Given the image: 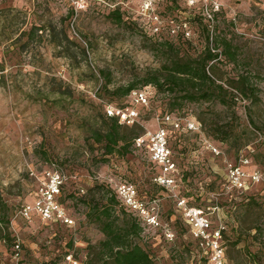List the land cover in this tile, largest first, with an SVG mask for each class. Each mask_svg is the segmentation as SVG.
Returning <instances> with one entry per match:
<instances>
[{
  "label": "rangeland",
  "instance_id": "374dc122",
  "mask_svg": "<svg viewBox=\"0 0 264 264\" xmlns=\"http://www.w3.org/2000/svg\"><path fill=\"white\" fill-rule=\"evenodd\" d=\"M146 5L161 20L156 33L147 12L143 14ZM113 7L121 12L119 23L107 15ZM169 19L175 34L167 31ZM182 24L187 36L179 31ZM35 27L40 30L34 32ZM206 32L211 47L214 38L217 44L221 39L229 41L234 57L219 53L213 62L227 103L209 100L174 107L189 113L173 117L178 127L183 129L185 120L194 127L181 131L179 140L172 139L168 146L177 172L185 171L187 176L181 180L175 173L173 186L157 185L153 179L160 170L143 151L110 155L100 162L101 150L90 143L89 134L103 126L102 104L114 106L120 100L107 90L158 69L169 55L157 44L159 40H169L178 57H195L206 46ZM99 71L109 80L105 90ZM238 75L254 88L256 101L231 87ZM168 99L169 95L158 93L147 107L136 106L141 132L169 125L154 117L159 114L156 109H173ZM208 142L218 151L216 156L206 149ZM239 158L247 160L240 169L257 170L262 183L245 192H251L253 203L231 209L221 193L228 192L227 166L237 164ZM52 168L67 179L76 173L82 189L75 196L65 194L63 205L72 225L57 230V237L51 236L49 227L36 221L28 225L15 217L20 204L34 199L44 172ZM121 180L134 186L136 198L155 218L154 225L146 224L130 210L141 228L132 243L152 264H211L189 232L178 206L182 200L185 208L200 207L195 209L208 219V233L221 228L227 264H264L259 240L264 237V0H0V204L21 245L16 264H60L63 242L69 239L73 257L100 264L97 244L103 235L85 220L87 209L78 200L99 199L100 193L89 189L99 184L114 189ZM208 182L211 186L204 188ZM185 187L192 191L188 194ZM243 196L235 198L241 201ZM124 214L116 203L112 215L117 217L116 225L121 227L131 216ZM254 229L256 233L261 229L259 235ZM0 264H14L1 244Z\"/></svg>",
  "mask_w": 264,
  "mask_h": 264
},
{
  "label": "trees",
  "instance_id": "16d2710c",
  "mask_svg": "<svg viewBox=\"0 0 264 264\" xmlns=\"http://www.w3.org/2000/svg\"><path fill=\"white\" fill-rule=\"evenodd\" d=\"M107 15L115 22H121V12H119L117 7L111 8ZM38 30H40V28L35 27L33 29L34 32ZM47 31L49 32V30ZM28 33L27 35H29ZM205 37L206 46H204L200 54L195 57H178L176 52H171L173 46L169 40H159L160 42H157V44L160 46L162 51L169 53V55H167V57L163 60L158 69L145 75L141 79L129 82L125 86H116L111 90H107L109 94H112L120 99L119 102L114 103V105H123L122 102L126 99V95L130 89L141 88L147 85L152 86L154 89V95H158V93L169 95L167 104L173 109H167L164 107L156 109L155 111H159V114L167 112L172 116H180L178 114H182V116L183 114L187 115L189 113L175 110L181 109V107L174 108L184 102L193 103L198 101L215 100L221 104L227 103V95L225 94L226 90L223 88L221 83L216 82V80L220 78L216 75L215 65L213 62L216 60L219 53H223L226 57H230L232 59L234 57V47L229 41H224L222 39L219 41L220 43L217 44L215 43L216 38H214V43L211 47L208 43L207 32ZM217 47H220L218 52L216 51ZM210 61L212 62L209 63ZM98 73L104 80L102 88L105 90L106 83H108L109 80L103 71H99ZM231 85V87L235 88L241 95H244L245 97L250 95L252 101L257 100L254 88L250 83H248L246 77L243 75H238L236 78L231 80ZM103 104L102 113L99 114V120L103 123V126L102 128L92 129L89 134L91 139L90 143L99 145V149L101 150V156L99 159L100 162H106V159L104 158L110 155H117L121 157L129 153L130 150L134 153L135 151H143L145 153V157L147 158V154L143 146H135L133 143L134 138L143 133V131L141 132V128L136 124L137 121L131 124H119L115 117L105 115L103 111ZM164 129L168 146L170 145L169 143L172 139L175 141L179 140L178 137L181 136V131L183 132L184 130H187L182 129L181 125L175 129L172 128L171 125H165ZM170 153L172 155V150H170ZM243 155V157H247L246 154ZM149 164L152 166L154 165L150 162ZM54 165L57 166L55 163ZM71 174L75 175L74 179H71L73 176ZM67 176L69 177L60 186L59 195L56 198L57 205L63 210L66 217L68 214L66 213L67 211L63 205V199L66 197L65 194H67L68 197H71L73 195H77L78 193H82L80 186L81 182L77 178L78 175L72 172ZM186 176L187 173L185 171L181 170L178 172L179 179L182 180ZM119 183L133 186L124 180L117 182V184ZM210 184V182L203 183V187L209 189L211 186ZM153 185L155 184L153 183ZM261 187L264 189V184H262ZM93 190L100 193L99 199L90 197L87 200L81 198L78 201L87 209L84 215L85 220L89 223L95 224L100 233L103 235V239L97 244V260H100V264H152L148 255L139 246L132 243L133 239H137L141 232V228L138 226V217L133 215V212L119 204L114 189L109 184L108 187H103L99 184L89 189L90 192ZM184 190L188 194L192 191V189H186V187ZM221 194H223L221 195L222 199L225 202L227 201L230 203L231 209H237L239 206L246 207L250 203H253V195L251 192L245 193L243 198L240 199L241 201H238V199L235 198L233 191H229L227 193L223 192ZM191 196L192 195L189 197ZM198 197L201 201H203V198L199 195L194 196L195 199ZM262 198L261 202L264 204V191L262 193ZM184 199L187 203L189 202V199H186L185 197ZM116 203H118L122 211L127 214H124L125 217H129L130 215L133 216H130L131 218H125L121 227L115 224L117 217L112 216L113 206L116 205ZM195 208L200 207L195 206ZM9 223L10 221L0 204V244L4 247L5 252H8L10 256L12 254L14 236L8 230ZM40 227L51 228L52 237H57V230L68 228L66 225L60 223H50L46 226L40 224ZM253 232L256 233L255 229ZM260 232L261 229H258L256 234L259 235ZM221 235H223V232H221ZM62 240H64L63 237ZM259 240L261 245L264 246V237H260ZM72 245L73 241L70 239L67 240V242H63L64 247L61 254L64 255L69 252V250L72 249ZM19 249H21L20 244ZM89 249H93V247H89ZM81 264L90 263L89 261H81Z\"/></svg>",
  "mask_w": 264,
  "mask_h": 264
},
{
  "label": "built area",
  "instance_id": "2783aa9c",
  "mask_svg": "<svg viewBox=\"0 0 264 264\" xmlns=\"http://www.w3.org/2000/svg\"><path fill=\"white\" fill-rule=\"evenodd\" d=\"M192 1V0H187ZM147 12L148 18L151 20V30L156 33L161 29L160 18L151 12V8L147 5L143 10V14ZM209 17V13H206ZM170 21V22H169ZM166 22H169L168 24ZM168 25L167 31L171 34H175L176 30L173 27V21L171 19L166 20ZM180 33L187 36L188 32L185 30V25L179 28ZM154 95V89L152 86L147 85L141 88L130 89L126 95V103L120 106L110 105L108 103L103 104V111L105 115L115 117L119 124H131L137 121L138 112L135 109L136 106L147 107L150 98ZM155 119L161 124L168 123L174 128L178 127V121L175 116L170 115L167 112L162 114H156ZM186 128L194 129L192 123L185 120ZM198 125V124H197ZM197 126L196 129H198ZM135 146H143L146 150L149 159L160 170L157 177L153 179V182L161 187L173 186L172 175L176 173L177 169L174 163L171 161L170 151L168 149L167 141L165 138V130L163 127H158L152 132H143L141 135L136 136L133 140ZM209 143V142H208ZM206 149L213 155H217L218 151L210 143L207 144ZM247 160L239 158L237 164L227 166V180L226 184L228 190L233 191L234 196L241 197L245 194L249 187L256 183H262V178L257 170L252 172H244L240 169V165L246 164ZM44 178L38 183L35 192V197L31 202H24L18 206L15 217L20 219L23 223L30 225L32 222H37L46 226L50 223H60L66 226L72 225V221L67 218L63 210L57 205L56 198L59 195L60 186L67 180L66 175L56 168L46 170L43 174ZM75 175L71 177L74 179ZM264 184V183H263ZM114 192L119 199L120 204L132 211L139 213V218L146 224H155V218L145 210L143 202L136 198L135 189L131 185L119 183L115 185ZM183 200L178 203V206L182 207L183 215L187 218V223L190 226V234L193 239L198 241V245L203 250V254L208 256V261L211 264H227L222 256L221 247V228H215L210 233L209 222L205 214L195 208H185ZM12 223H9L11 228L9 231L14 236L11 260L14 264L18 261V254L20 253L19 241L12 228ZM8 227V228H9ZM62 261L60 264H81V261L73 257L72 253L67 252L62 255Z\"/></svg>",
  "mask_w": 264,
  "mask_h": 264
}]
</instances>
